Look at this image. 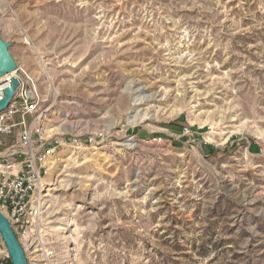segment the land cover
I'll return each instance as SVG.
<instances>
[{"label":"rangeland","instance_id":"1","mask_svg":"<svg viewBox=\"0 0 264 264\" xmlns=\"http://www.w3.org/2000/svg\"><path fill=\"white\" fill-rule=\"evenodd\" d=\"M0 32L62 143L31 264H264V0H0Z\"/></svg>","mask_w":264,"mask_h":264},{"label":"built area","instance_id":"2","mask_svg":"<svg viewBox=\"0 0 264 264\" xmlns=\"http://www.w3.org/2000/svg\"><path fill=\"white\" fill-rule=\"evenodd\" d=\"M21 70L17 68V74ZM17 75L20 85L9 106L0 112V210L10 220L20 237L25 232L26 219L36 212V194L55 164L57 149L62 144L46 134L44 117L49 108L34 80ZM9 78L8 85L11 84ZM0 96H4V89ZM8 144L5 138L14 136ZM103 131H82L71 135L75 145L95 143L104 138ZM0 264H11L9 254L0 236Z\"/></svg>","mask_w":264,"mask_h":264},{"label":"water","instance_id":"3","mask_svg":"<svg viewBox=\"0 0 264 264\" xmlns=\"http://www.w3.org/2000/svg\"><path fill=\"white\" fill-rule=\"evenodd\" d=\"M11 42L6 41L0 32V77L14 72L18 65L11 51ZM20 85L17 76H13L11 84L4 88V96H0V112L11 103ZM0 236L5 244L11 264H31L24 245L14 230L10 220L0 210Z\"/></svg>","mask_w":264,"mask_h":264},{"label":"bare ground","instance_id":"4","mask_svg":"<svg viewBox=\"0 0 264 264\" xmlns=\"http://www.w3.org/2000/svg\"><path fill=\"white\" fill-rule=\"evenodd\" d=\"M17 70V69H16ZM14 71V72H11V73H8V74H6V75H4V76H1L0 77V92H1V90H3L6 86H8V83H9V78H11V77H13V76H17V71ZM207 121H206V119L204 120V119H200V123H202V124H204V123H206ZM50 173V172H49ZM48 176V175H47Z\"/></svg>","mask_w":264,"mask_h":264}]
</instances>
